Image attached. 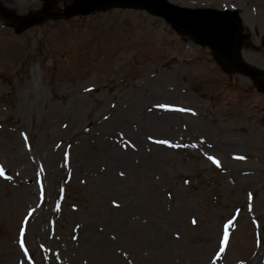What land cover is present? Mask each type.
<instances>
[{"label": "rangeland", "instance_id": "1", "mask_svg": "<svg viewBox=\"0 0 264 264\" xmlns=\"http://www.w3.org/2000/svg\"><path fill=\"white\" fill-rule=\"evenodd\" d=\"M169 1L237 9L264 70V0ZM72 2L0 0V264H264V93L160 17Z\"/></svg>", "mask_w": 264, "mask_h": 264}, {"label": "water", "instance_id": "2", "mask_svg": "<svg viewBox=\"0 0 264 264\" xmlns=\"http://www.w3.org/2000/svg\"><path fill=\"white\" fill-rule=\"evenodd\" d=\"M122 5L145 8L178 28L183 34L208 45L217 61L229 71L243 72L254 79L260 71L246 64L239 56L241 44V22L236 11H219L216 9H188L169 3L167 0H74L64 15L87 14L95 8H107ZM37 22L28 19L24 27Z\"/></svg>", "mask_w": 264, "mask_h": 264}, {"label": "snow or ice", "instance_id": "3", "mask_svg": "<svg viewBox=\"0 0 264 264\" xmlns=\"http://www.w3.org/2000/svg\"><path fill=\"white\" fill-rule=\"evenodd\" d=\"M161 107H163V105H161ZM157 142H158V143H165V144L168 143L167 141H157ZM172 146H175V145H172ZM208 159H209V160H212L214 163H217V161H215L214 158H213L212 156H209ZM2 175H4V172H3V169L0 168V176H2ZM120 175L123 176L124 173L121 172ZM185 182L187 183V181H185ZM250 195H251V194H250ZM113 203H114V206H115V207H119V205L115 204V202H113ZM31 214H32V212L29 211L28 215L31 216ZM25 219L27 220V217H25ZM193 223H195V221H193ZM230 223H231V221H229V224H230ZM226 229H227V225H225L224 238H223V240L220 242L221 245H223V244L227 241V239H228V234H227V230H226ZM19 235H20L19 245H20V248H21L22 250H24V249H25V244H24V239H23V236H24V228H21V229L19 230ZM221 251H223V247H221ZM25 254H26V253H25Z\"/></svg>", "mask_w": 264, "mask_h": 264}]
</instances>
